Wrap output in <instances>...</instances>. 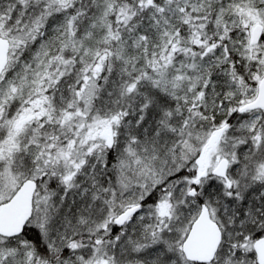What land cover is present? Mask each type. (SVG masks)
Wrapping results in <instances>:
<instances>
[{"label": "snow or ice", "instance_id": "1", "mask_svg": "<svg viewBox=\"0 0 264 264\" xmlns=\"http://www.w3.org/2000/svg\"><path fill=\"white\" fill-rule=\"evenodd\" d=\"M0 264H264V0H0Z\"/></svg>", "mask_w": 264, "mask_h": 264}]
</instances>
